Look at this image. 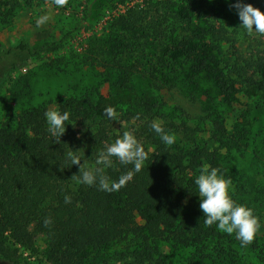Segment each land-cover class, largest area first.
Returning a JSON list of instances; mask_svg holds the SVG:
<instances>
[{
  "label": "trees",
  "instance_id": "1",
  "mask_svg": "<svg viewBox=\"0 0 264 264\" xmlns=\"http://www.w3.org/2000/svg\"><path fill=\"white\" fill-rule=\"evenodd\" d=\"M246 1L249 24L232 29L205 0L132 5L108 22L126 33V46L86 60L110 73L144 65L153 79L181 69L191 79L204 74L230 101L264 88V0ZM137 43L153 51L136 54ZM34 54L19 37L0 52V74ZM234 142L219 115L165 113L148 93L117 104L99 91L70 96L53 115L42 105L21 109L0 121V256L30 249L41 234L55 264H164L157 241L192 246L199 264L235 262L234 238L223 228L253 189L230 168ZM117 244L123 249L98 258ZM256 248L263 261L264 243Z\"/></svg>",
  "mask_w": 264,
  "mask_h": 264
},
{
  "label": "rangeland",
  "instance_id": "2",
  "mask_svg": "<svg viewBox=\"0 0 264 264\" xmlns=\"http://www.w3.org/2000/svg\"><path fill=\"white\" fill-rule=\"evenodd\" d=\"M53 1L0 0V52L16 43L19 37L26 38L35 51L21 65L0 74V121L36 105L46 107L53 115L64 98L91 95L95 91L115 104L148 93L165 113L173 114L183 108L192 115H219L234 135L235 144L226 156L230 168L251 183L246 186L247 190L253 189L248 195H242L234 220L223 228L234 238L231 247L236 256L235 262L227 259L221 264H264L258 248L253 249L254 244L264 243V204L259 205L260 199L264 200V192L259 191L264 183V88L248 89L227 101L220 96L211 78L198 74L191 79L184 69L153 79L145 73L144 65L132 74L115 70L110 73L98 62V68H94L86 57L100 59L101 49H116L127 44V40H123L126 33L110 30L111 16L132 5L143 6L148 0ZM172 1L173 6L184 7L190 0ZM246 2L205 0L202 7L208 4L223 10L225 23L232 29L240 23L249 24L253 13L247 9ZM196 5L200 6L198 2ZM135 40L136 37L129 35V44ZM243 41L240 42L242 47L247 44L245 39ZM137 44L141 49H136V54L152 52L151 47L155 46L150 42L151 47L146 48ZM151 59L152 64L157 65L159 58ZM121 76L127 78V82H123ZM156 243L164 264H199L198 257L192 255L195 250L192 246ZM122 249L120 244L109 246L100 251L98 258L110 257ZM205 263L213 264L212 261ZM0 264L55 263L48 255L46 240L37 234L30 249H20L12 258L0 256Z\"/></svg>",
  "mask_w": 264,
  "mask_h": 264
}]
</instances>
